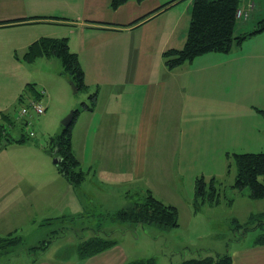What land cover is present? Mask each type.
Masks as SVG:
<instances>
[{
  "label": "crops",
  "instance_id": "obj_1",
  "mask_svg": "<svg viewBox=\"0 0 264 264\" xmlns=\"http://www.w3.org/2000/svg\"><path fill=\"white\" fill-rule=\"evenodd\" d=\"M60 1L63 8L55 9V5L47 7L45 0H0V78L11 76L18 84L12 90L0 88V126L5 118L17 115V108L14 110L17 99L23 88L29 85V79H24V74L17 76V71H28L25 66L31 70L30 66L41 61L47 65L48 71L53 64V71L63 76L61 66L58 67L53 61L55 58L24 62L23 55L28 46L41 37L67 38L70 51L79 59L86 85H95L98 92L92 111L83 108L72 130L73 152L81 167L88 171V176L79 186H74L58 173L69 186L80 188L86 182L88 185L82 193L75 195L72 192L68 196L86 199L89 193L88 196L92 194L95 203L101 205L106 195L112 192L127 201L131 189L124 187L125 183L130 182L126 179H135L143 174L148 153L155 149L160 132L165 128L163 117L167 102L172 110L175 106L176 114L172 116L179 123L177 99L180 95L183 105L180 120L182 136L193 140L190 145L185 139L184 149L180 150L182 157L192 155L198 158L179 161L178 144V171L189 182L187 189L190 199L197 176H214L201 167L210 162L208 157L212 154L221 158L229 151L237 154L264 153V33L246 39L239 48L233 47L228 54L209 53L195 58L188 65L168 70L162 55L167 50L183 48L192 0H145L141 3L129 0L116 10L109 8V0ZM249 1L242 0V5H239V9L248 12V19H237L236 36L251 32L263 20L264 11L257 5L249 10ZM164 5V9L146 20L130 25ZM15 20L25 22L5 23ZM62 80L70 86V80L65 75ZM47 87L48 90L46 85L38 88L45 92L42 103L45 102L46 107L53 102L52 90ZM102 87L110 92V98L103 102L100 99ZM7 93L10 95L6 96ZM215 102H223L225 112L218 115L206 113ZM83 112L86 115L81 120ZM206 122H212L210 125L235 124L237 131L230 128L215 131L227 132L231 140H235L238 132L239 142L221 145L223 147L220 149L218 146L207 147V152L202 148L197 149L202 140V135H199L202 134L201 126H208ZM75 128L79 131L76 140ZM18 130L15 125L13 133L19 134ZM247 136L253 137L255 144L242 140ZM23 144L4 147L0 141V156L9 148ZM226 149L229 151H224ZM217 161L222 173L223 159ZM120 183L123 185L119 187ZM146 191L150 190L144 193ZM144 193L134 192L136 195ZM7 197L0 193L1 202L11 205L16 212L24 199H14L13 196L11 204L6 201ZM29 202L26 203L28 209L20 212L21 217L30 215L29 220L22 222L18 217L20 228L17 225L6 228L7 234L17 232L19 228L17 235L22 243L29 242V238L34 236L31 230L48 224L47 221L82 218L83 211H69L63 203H53L52 209L42 210L39 214L34 202ZM203 207L194 211H201ZM120 209L117 208L115 212ZM12 210L2 214L12 213ZM62 228L65 231L66 226ZM250 243L244 245L239 242L229 250L233 264H264V246L254 247ZM49 245L50 242L44 246L43 253ZM64 246L56 247L55 250L60 253L56 257L61 252L64 256L69 251ZM28 256L19 258L15 264H124L135 261L128 258L117 242L112 248L85 258L78 254V257L71 259L53 261Z\"/></svg>",
  "mask_w": 264,
  "mask_h": 264
},
{
  "label": "rangeland",
  "instance_id": "obj_2",
  "mask_svg": "<svg viewBox=\"0 0 264 264\" xmlns=\"http://www.w3.org/2000/svg\"><path fill=\"white\" fill-rule=\"evenodd\" d=\"M45 5L47 7L55 5V9L63 8L60 0H45ZM240 5H242V0ZM254 5L264 11V0H250L248 8L253 9ZM243 12L247 13L246 18L240 17L236 19L247 20L248 12ZM262 18L264 20V17ZM53 61H56L54 63L60 67L58 60L54 59ZM36 64L35 66H30L31 70L28 66H25L28 71H17V76L24 74V79L28 78L29 84L34 85L36 89L46 85L48 90L47 86H49L50 90H52L51 100L53 102L46 107L45 102L42 103L41 101V106L45 109L44 112L39 115L26 114L22 117L23 121H29V125L25 127V134L31 135L29 140L21 146L9 148L8 151L0 156V193L8 196L6 201L11 204L13 196L14 199L17 197L18 199H24L16 212L12 210L11 205L2 203L0 200V238H5L8 235L6 233L7 226L13 227L17 225L19 227L18 224L21 221L18 217L22 219V222L29 220L30 215L21 217L20 213L21 210L28 209L26 203L29 201L34 202L39 214L42 210L52 209L53 203H63L64 206L67 205L69 211H83L81 213L82 218L69 217V220L65 219L62 222L61 220L47 221L46 223L48 224L41 225L34 231L31 230L34 236L29 238V242L27 240V243L19 244L16 248L3 247V244L0 243V264H15L19 258H24L28 255L29 258H49V260L53 261L61 258L65 260L78 257L76 251L78 244L94 236L95 233H100L99 231H104L105 234H110L111 231L110 238L116 240L118 246L130 260L153 259V264H179L189 258L210 254H224L233 249L239 242L244 245L253 242L259 233L258 230L249 231L243 236L241 234L242 228H240L241 231H234L237 234L236 236L232 232L235 229L231 225V221L236 220L239 224L246 227V221L250 215L264 214V198L254 201L248 198V189L237 190L232 188L235 168L232 165L229 173L227 172L228 161L225 155L230 153L229 150H224L226 152L229 151V153H225L221 158H218L219 155L215 156V153L212 154L208 157L210 162L207 161L205 165L201 166L206 172H211L222 184L221 202L214 206L206 205L201 211H194L195 209L191 203L192 198L190 199L188 196L189 191L187 188L189 182L186 177L181 175V171H178L177 165L178 144L179 150H183L185 139L190 145L193 143L191 138L182 136L183 130L180 120L183 105L181 95L177 99V102L179 101V123L177 118L172 116L173 113L176 114L175 106L173 105L172 110L170 103L167 102L165 105V116L163 117L165 128L160 132L161 137L155 149L148 153L143 174L135 179H130L129 177L126 179L130 182L125 183L124 187L131 189L130 197L127 198V201L126 198L122 200L121 197L112 192L106 195L107 198L103 199V204L101 205L95 203L92 194L88 196L89 193H87L86 199L68 196V193L73 192L77 195L85 191L84 189L88 182L84 183L80 188L69 186V182L67 180L68 183L65 182L58 174L53 162L54 157L47 154L43 146H47L50 137L61 132L63 129L62 121L70 112L79 110L81 113L84 105H91L90 95L94 93L97 96L98 92L95 85H88L87 91L74 92L62 80L64 75L59 76V73L56 74L53 71L55 70L53 64H51L50 71H48L44 62L40 61L36 62ZM49 72L53 73L50 74ZM17 86V81L15 78L12 80L11 76L0 78V88L4 87L12 90ZM26 88H23L22 91L25 92ZM9 95L10 93L6 94V96ZM109 98V90L102 87L101 102ZM223 106V102H215L206 113L210 112L212 115L221 114L225 112ZM185 109L187 110V108ZM19 112L20 109L17 107V113ZM81 115L82 120L83 115L86 114L83 112ZM12 117L15 118L16 115ZM248 121L251 120L249 119ZM206 123L208 126H201L202 134L199 135H202V140L199 142L197 149L202 148L203 151L207 152V147L214 146L215 148L218 146V149H220L223 147L221 145L239 142L238 132L235 135V140H231L227 132L215 131L223 128L237 131L238 128L235 124L213 123L210 125L212 122ZM17 124H20L18 120ZM74 131L76 140L79 138V131L76 128ZM242 140H246L247 144H255V139L250 136ZM182 159L198 160L197 157L192 155L182 157L180 150L179 161ZM217 159H223L224 167L222 173H220ZM106 163H108V156L106 157ZM121 185L123 184L120 183L119 187ZM145 190H150L152 195L163 204L177 208V227L162 229L153 225L120 223L114 219L104 218L107 217L105 216L108 214L105 213L107 211H112L113 213L117 208H127L129 205H133L138 198L134 192L144 193ZM228 200H232L230 205L227 204ZM11 210L12 213L2 214ZM252 223H255V221L250 222L247 226H253ZM64 226H66L65 231L62 228ZM48 241H50V245L46 249L47 251L43 253L38 247L44 244L47 245ZM60 245H65L66 251H69L65 252L64 256L60 251L61 255L56 257L60 253L55 249ZM36 247L37 250H32V248Z\"/></svg>",
  "mask_w": 264,
  "mask_h": 264
},
{
  "label": "trees",
  "instance_id": "obj_3",
  "mask_svg": "<svg viewBox=\"0 0 264 264\" xmlns=\"http://www.w3.org/2000/svg\"><path fill=\"white\" fill-rule=\"evenodd\" d=\"M129 0H109V8L116 10ZM141 3L145 0H135ZM167 5V4H166ZM159 8L134 22V25L151 17L158 11L166 7ZM240 0H192L190 11V20L184 46L180 50L170 49L163 53L162 58L164 65L168 70L179 68L185 64H190L195 58L209 53L228 54L233 47H240L246 39L264 33V20H260L251 32L235 35L236 12L239 10ZM251 10V8H248ZM25 20H15L5 22L7 24L21 23ZM1 24V23H0ZM38 58H55L60 62L62 74L65 75L74 84L77 92L87 91V85L84 80V74L81 69L77 55L70 51L67 38L41 37L30 44L23 55L24 62L32 63ZM26 91L22 92L14 110L18 107L20 112L15 118L7 117L0 126V141L2 145L23 144L29 140L25 134V127L29 121H23L22 117L26 114H37L32 108H29L28 102L36 101L41 103L45 92L38 91L34 85L26 86ZM43 91V94H41ZM91 105H84V109L92 111L96 95H90ZM41 105V104H40ZM26 108V113L22 115L21 109ZM43 108V112H44ZM34 111V112H33ZM17 112V109H16ZM79 110L73 112V120L70 125L63 127L61 132L49 138L48 144L44 147L46 153L50 154L57 160L55 163L57 172L69 183L79 186L88 176V171L84 170L76 158L72 148V130ZM17 120L20 124H17ZM18 127V132L13 133L14 126ZM228 161L227 172L232 165L235 168V177L232 188L237 190L248 189V198L254 201L264 198V153H229L225 155ZM222 184L215 176L206 177L197 176L194 181L193 197L191 200L195 210L203 206L218 205L221 202ZM138 198L133 205L120 209L113 213H108L107 219H114L120 223H135L138 225H153L162 229H169L178 226V210L175 206L165 205L156 199L150 191L144 194H137ZM228 200L227 204H231ZM253 226L248 227L250 222ZM235 230L241 231L245 236L247 232L258 230L251 246H264V214L250 215L245 225L239 224L236 220L231 221ZM231 226V230H232ZM99 231V230H97ZM94 236L83 240L78 248L77 253L80 257H90L104 252L113 246L116 241L111 239L110 234L99 231ZM239 240V239H238ZM50 242V241H48ZM47 242V243H48ZM3 247H18L22 244V239L16 232L8 234L5 238H0ZM44 244L40 248L43 250ZM32 250H37L32 248ZM153 259H140L130 261L124 264H153ZM179 264H233V257L229 252L224 254H210L197 258H189L181 261Z\"/></svg>",
  "mask_w": 264,
  "mask_h": 264
},
{
  "label": "built area",
  "instance_id": "obj_4",
  "mask_svg": "<svg viewBox=\"0 0 264 264\" xmlns=\"http://www.w3.org/2000/svg\"><path fill=\"white\" fill-rule=\"evenodd\" d=\"M247 13L243 12L242 10H237L236 12V18L244 17L246 18ZM41 94H43V91H41ZM29 108H32L37 114H41L43 112V107L40 105V103H37L36 101L29 103ZM22 115L26 113V108L21 109Z\"/></svg>",
  "mask_w": 264,
  "mask_h": 264
},
{
  "label": "water",
  "instance_id": "obj_5",
  "mask_svg": "<svg viewBox=\"0 0 264 264\" xmlns=\"http://www.w3.org/2000/svg\"><path fill=\"white\" fill-rule=\"evenodd\" d=\"M69 84H70V87L72 88V90L75 92L76 90L74 89V84L72 81H69ZM73 112H70L65 118L64 120L62 121V126L63 127H67L68 125L71 124L72 120H73ZM57 160H54V163H56Z\"/></svg>",
  "mask_w": 264,
  "mask_h": 264
}]
</instances>
